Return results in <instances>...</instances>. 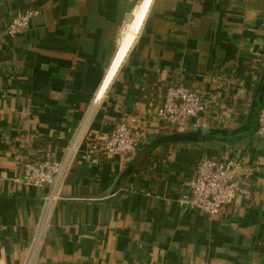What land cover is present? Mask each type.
<instances>
[{
  "label": "crops",
  "instance_id": "1",
  "mask_svg": "<svg viewBox=\"0 0 264 264\" xmlns=\"http://www.w3.org/2000/svg\"><path fill=\"white\" fill-rule=\"evenodd\" d=\"M263 72L264 0H0V264H264ZM173 85L227 134L157 144ZM129 116L135 154H104ZM203 155L238 160L247 190L211 217L178 204ZM46 156L56 184L25 183Z\"/></svg>",
  "mask_w": 264,
  "mask_h": 264
},
{
  "label": "built area",
  "instance_id": "2",
  "mask_svg": "<svg viewBox=\"0 0 264 264\" xmlns=\"http://www.w3.org/2000/svg\"><path fill=\"white\" fill-rule=\"evenodd\" d=\"M36 10L17 12L8 23L5 33L14 37L24 32ZM206 110L202 95L179 85L167 88L163 101L156 112L165 135L182 134L201 128L202 115ZM139 122L129 116L118 122L109 136L102 142L104 154L124 153L134 155L141 136ZM257 135L264 138V103L258 116ZM63 164L50 156L33 160L22 165L23 181L36 187L54 186L63 172ZM241 163L232 158L220 160L203 155L197 165L194 176L186 183V191L178 204L189 210L203 213L209 217L218 214L230 205L239 194H246L242 187ZM57 199L49 195L48 203Z\"/></svg>",
  "mask_w": 264,
  "mask_h": 264
},
{
  "label": "water",
  "instance_id": "3",
  "mask_svg": "<svg viewBox=\"0 0 264 264\" xmlns=\"http://www.w3.org/2000/svg\"><path fill=\"white\" fill-rule=\"evenodd\" d=\"M217 134L226 135L225 131L211 130L203 127L196 130L188 131L182 134H171L159 137L156 140L157 144H177V143H201L210 136L215 138ZM224 141V140H223Z\"/></svg>",
  "mask_w": 264,
  "mask_h": 264
},
{
  "label": "trees",
  "instance_id": "4",
  "mask_svg": "<svg viewBox=\"0 0 264 264\" xmlns=\"http://www.w3.org/2000/svg\"><path fill=\"white\" fill-rule=\"evenodd\" d=\"M254 99H255V101H254L253 114L256 113V115H257L260 112V110L263 106V103H264V72H263V74L260 78V81L258 83V86L256 88ZM256 115H254V118Z\"/></svg>",
  "mask_w": 264,
  "mask_h": 264
}]
</instances>
